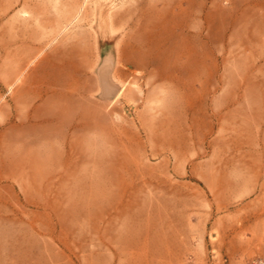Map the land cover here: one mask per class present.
<instances>
[{"label":"rangeland","instance_id":"obj_1","mask_svg":"<svg viewBox=\"0 0 264 264\" xmlns=\"http://www.w3.org/2000/svg\"><path fill=\"white\" fill-rule=\"evenodd\" d=\"M2 11L41 20L50 34L54 14L68 30L121 40L137 70L107 111L121 118L122 176L135 180L128 187L138 200L129 202L134 215L108 226L146 231L151 208L168 204L171 226H185V264H230L225 231L250 225L257 208L247 192L229 195L237 186L225 181L241 176L245 122L264 121V0H0ZM166 192L168 202L147 199ZM41 197L40 208L19 200L0 170V242L26 247L0 264H53L51 186ZM140 252L138 264H151Z\"/></svg>","mask_w":264,"mask_h":264},{"label":"crops","instance_id":"obj_2","mask_svg":"<svg viewBox=\"0 0 264 264\" xmlns=\"http://www.w3.org/2000/svg\"><path fill=\"white\" fill-rule=\"evenodd\" d=\"M3 14L1 177L34 208L41 207L43 186H51L53 264L144 263L139 250L148 251L151 264H185V226H171L168 204L151 208L156 219L146 231L108 226L115 224L110 218L134 215L129 202L138 200L128 187L135 180L122 176L121 118L107 111L137 70L121 40L86 27L68 30L54 14L53 34L41 20ZM245 123L250 138L241 176L225 184L237 186L226 190L231 196L247 192L257 208L249 212L250 225L225 231L230 264L264 255V121ZM147 199L168 202L170 195L150 193ZM176 213L184 216L185 210ZM21 245L1 241L2 262H9L10 249L26 248Z\"/></svg>","mask_w":264,"mask_h":264},{"label":"built area","instance_id":"obj_3","mask_svg":"<svg viewBox=\"0 0 264 264\" xmlns=\"http://www.w3.org/2000/svg\"><path fill=\"white\" fill-rule=\"evenodd\" d=\"M255 264H264V259H258L255 261Z\"/></svg>","mask_w":264,"mask_h":264}]
</instances>
